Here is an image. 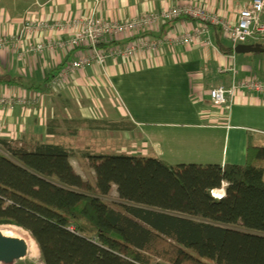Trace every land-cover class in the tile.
<instances>
[{"label":"trees","instance_id":"1","mask_svg":"<svg viewBox=\"0 0 264 264\" xmlns=\"http://www.w3.org/2000/svg\"><path fill=\"white\" fill-rule=\"evenodd\" d=\"M211 27L218 47L233 53ZM0 83L25 85L7 72ZM62 122L72 135L135 127L129 119L53 118L48 131ZM0 147V228L28 233L43 264H264V145L250 143L243 164L87 151L94 183L75 171L62 143L28 149L0 137ZM114 186L120 208L104 200ZM223 187L221 198L212 194Z\"/></svg>","mask_w":264,"mask_h":264},{"label":"crops","instance_id":"2","mask_svg":"<svg viewBox=\"0 0 264 264\" xmlns=\"http://www.w3.org/2000/svg\"><path fill=\"white\" fill-rule=\"evenodd\" d=\"M246 1L0 0V35H6L9 39L8 46L0 48V74L7 72L20 76L25 84L0 83V95L23 94L29 101L33 95L42 97L46 91L51 95V81L61 68L89 54L87 49L78 48L21 55L20 49L12 48L11 38L14 35L20 37V43H31L44 40L49 34L48 30L37 31L29 36L22 33V23L30 13L65 22L64 19L87 16L95 9L103 17L120 20L151 9L200 4L212 13L235 21ZM262 20L264 22V15ZM196 27L197 22L191 18L159 24L147 32L166 38L164 47L155 51L142 50L127 59H107L105 70L109 86L125 114L122 119H129L135 125L131 131L120 132L126 136L137 134L136 140L144 142L143 154L148 152V156L170 164H243L250 143L257 141L255 145H264V136L257 135L254 140L251 133H264V128L260 126L264 122V94L239 91L230 113L223 114L220 108L212 104L210 90L220 84L230 85L234 78L233 67L238 70L236 78L252 74L264 79V53H240L242 59L237 53H224L215 42L216 32L212 27L209 39L206 36L191 45H174L177 36L193 31ZM63 36L67 38V35ZM131 39L129 35H121L116 43L108 47L127 43ZM222 40L225 45L231 46L228 39L222 37ZM244 43L264 45V40L250 39ZM97 68L90 67L77 73L73 76V82L65 83L57 89L59 93L56 96H51L57 98L68 89L67 104H64L66 108L71 98L76 96L78 88L72 84H92V80L100 74ZM49 76V81H46ZM33 104L35 102L27 104L29 106L16 104L9 113L0 105L1 138L26 141L28 149H33L40 142H56L59 132L48 131L53 115L49 119L46 104V107ZM105 118L119 120L111 115Z\"/></svg>","mask_w":264,"mask_h":264},{"label":"built area","instance_id":"3","mask_svg":"<svg viewBox=\"0 0 264 264\" xmlns=\"http://www.w3.org/2000/svg\"><path fill=\"white\" fill-rule=\"evenodd\" d=\"M263 15L264 0H247L239 10L238 18L235 21L212 13L200 4L151 9L135 17L120 20L103 17L94 9L87 16L64 19L65 22L62 20H55L54 23L43 21L41 26L49 31L50 36L45 37V42L28 43L29 47L24 52L53 51L51 36L55 27L57 28L56 32L60 30L59 40L63 41L60 46L63 48L68 46L71 49L85 48L89 51V54L74 59L63 66L58 74L53 77L50 88L57 90L65 85L63 83H69L67 78L70 75L84 71L89 67L96 66L103 69L109 57L127 59L142 50L161 49L166 41L147 32L159 24L182 18H191L197 22V27L193 31L177 36L174 39V45H191L206 36L209 39L211 26H217L223 37L230 41L233 53H236L235 47L239 43H244L250 39L254 41L264 40ZM34 32H36L34 29L33 32L27 30L26 34L28 36L34 35ZM62 35H67V38L63 39L64 36ZM121 35H129L132 39L127 43L114 44L106 48L99 46V43H116ZM8 44L7 36L0 35V48H5ZM231 70L234 78L230 85L220 84L210 90L212 104L220 108L223 114L230 113L239 91L264 94V79L252 74L239 79L235 77L238 70L234 67ZM37 97L39 98V95H33L29 101L26 97L21 98L15 95L0 96V105L6 113H9L14 110L16 104L26 106L32 102L31 100L37 101ZM212 194L221 198L224 194V187L213 191Z\"/></svg>","mask_w":264,"mask_h":264},{"label":"rangeland","instance_id":"4","mask_svg":"<svg viewBox=\"0 0 264 264\" xmlns=\"http://www.w3.org/2000/svg\"><path fill=\"white\" fill-rule=\"evenodd\" d=\"M43 21L46 22L48 21L49 23L55 22V20L52 19L48 20L46 16L42 17L39 15H35L33 13L28 14V17L24 19L21 26L22 33L26 34L27 30H32L33 32V29L36 30V32L37 31L44 32L45 29L42 28L41 26L43 24ZM54 29L55 30L53 31L51 36L53 51H45V52H56L59 50L67 51L71 49L68 46H66L65 48L60 46V43L63 42L62 40H59L60 30L56 32L57 28L55 27ZM48 36H50V33L46 37ZM11 39L13 40L12 43L14 45L12 46V48L14 47L20 49V53L23 56L29 54L24 52L29 47L28 43H20L19 41L20 37H17L15 35ZM63 39L65 38L63 37ZM160 39L163 41H167L166 38L164 37H161ZM38 41L45 42L46 40L43 41L38 40ZM146 51H155V50L148 49ZM45 52H41V54H45ZM237 55H239V59H242L240 53H237ZM105 68L106 66L103 69L97 68L100 74L97 75L94 81L92 80V84L90 85L83 84L81 86V83H77L80 85L76 86L77 85L76 82L72 84L73 86L78 88L76 91V96L74 98H71L72 100L70 104L66 106V108L64 107V104H67L65 103V101L67 99L66 92L68 91V89H66L67 91L63 93V95L59 94L60 96H58L57 98L51 96V95L56 96L59 93L57 90L55 92L54 89H51L52 92L51 95L49 91L48 92L46 91L45 93H43L42 97L41 96L39 98L37 97V101L35 100L37 103L39 102V104H37L33 100L31 101L35 102V104H33L34 106L40 104L45 106L46 104L48 108L49 119L53 115L52 117L58 118L59 121L64 120L65 117H79V116L87 117V118H105L111 115L116 117L117 119L125 118L124 117L125 114L123 112L122 106L117 100L116 96H114V92L112 88L109 86L107 71L105 70ZM74 75H77V73L70 75L67 78V81L73 82L72 80H74L73 79ZM79 78L81 79V75ZM85 79L87 80V78ZM0 96H6V95H0ZM15 96L21 98L26 97V96L24 97L23 94H16ZM62 123L63 126L59 128L58 130L59 135L55 138L56 142L54 143H58V142L62 143L73 151V156L71 157L72 164L74 165L76 170L80 172V175L83 178L91 181L92 183L95 182V175L90 166V162L88 158H85V154L87 153V151H89L91 154L94 155L119 154V153H132L137 155L143 154L142 148L144 142L141 143L140 141L136 140L137 134H132V135L130 134L131 136H126L122 132L98 131V130H89L87 128H81L77 135H72L67 131V128H65L66 124H64V122ZM260 126L261 128H264V122ZM251 133L253 135L252 138H254V140H256L257 135L264 136V133H259L254 131H252ZM12 141H13V145L15 146H21L25 148L29 147L28 142L26 141H21V140L18 141L12 140ZM256 142L257 141H254V144H256ZM148 155L149 153L146 152L142 156H148ZM186 159H190V158H186ZM189 161L190 160H186V162ZM104 200L109 204H111L112 206L116 208H120L119 207L120 201L117 199V192L115 186L112 188L110 198H104ZM2 228L6 232L7 231L12 232L13 235H17V236L24 235L30 242V245H29L28 255L25 258L14 260L11 262H0V264H43L40 258V251L38 250L34 240L29 236L28 233L16 227H2Z\"/></svg>","mask_w":264,"mask_h":264},{"label":"water","instance_id":"5","mask_svg":"<svg viewBox=\"0 0 264 264\" xmlns=\"http://www.w3.org/2000/svg\"><path fill=\"white\" fill-rule=\"evenodd\" d=\"M236 53H264L262 43H239L235 47ZM29 247L25 239L17 235H11L3 228H0V262H11L25 258L28 255Z\"/></svg>","mask_w":264,"mask_h":264},{"label":"bare ground","instance_id":"6","mask_svg":"<svg viewBox=\"0 0 264 264\" xmlns=\"http://www.w3.org/2000/svg\"><path fill=\"white\" fill-rule=\"evenodd\" d=\"M9 234H11V235H13V233L12 232H10V231H7ZM18 237H21V238H23V239H25L26 240V242H27V244H28V247H29V245H30V242L28 241V239L24 236V235H20V236H18Z\"/></svg>","mask_w":264,"mask_h":264}]
</instances>
